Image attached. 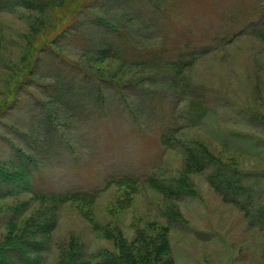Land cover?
Wrapping results in <instances>:
<instances>
[{"label":"rangeland","instance_id":"374dc122","mask_svg":"<svg viewBox=\"0 0 264 264\" xmlns=\"http://www.w3.org/2000/svg\"><path fill=\"white\" fill-rule=\"evenodd\" d=\"M101 1L95 5L104 20L119 18L139 52L161 48L173 62L191 43L203 55L180 79L168 66L132 62L126 54L138 52L128 49L120 59L93 55L91 48L107 38L90 28L87 37L59 43L61 61L84 65L123 88L105 82L99 104L83 98L75 103V117H61L62 106L46 101L42 89L19 87L38 57L40 84L63 73L56 54L53 62L48 54L28 53L42 15L24 8L0 12V166L21 168L39 191L103 190L91 205L56 206L1 181V193L14 194L0 196V242L33 232L45 243L41 264H65L73 242L89 257L117 253L120 240L133 247L145 235L164 237L176 264H264V228L252 227L238 206L225 202L209 184L208 171L196 170L187 155L188 147L205 146L240 172L248 189L243 194L252 198L247 201L264 207V42L251 34L264 20V0ZM83 10L79 24L87 19ZM46 102L64 126L57 127V119L50 125ZM118 175L143 182L151 175L183 179L192 195L175 201L148 184L105 188ZM174 211L184 221L168 228L166 214L176 218ZM52 219L54 229L41 234Z\"/></svg>","mask_w":264,"mask_h":264},{"label":"trees","instance_id":"16d2710c","mask_svg":"<svg viewBox=\"0 0 264 264\" xmlns=\"http://www.w3.org/2000/svg\"><path fill=\"white\" fill-rule=\"evenodd\" d=\"M116 1L117 0H104L103 2L101 1V3L111 4L116 3ZM155 1L161 0H152L151 2ZM100 6L97 7V5H95V0H0V12H15L19 8H24L42 15V18L33 26L34 44L33 47L29 49L28 53L30 54L31 52L32 54H36L39 51L42 55L48 54L49 59L53 62H55V60H53L52 57H54L55 54L60 61L62 59L65 60L60 51V42H66L65 39L71 37H87L89 33L88 29L90 28L102 30L105 34V38H107L105 44H100L91 48L90 51L93 55L102 59H120L122 53H125V50L128 49V52H138L136 56L131 57L125 53L127 56L126 58L130 59L132 62L136 63L138 60H145L143 62L144 66H148L151 63H156L157 68L168 66L170 70L167 71L174 72V75L180 79H183L181 74L195 63L197 57L200 56V54L203 55L198 50L196 52V50L192 49L191 43H185L183 51L180 50L181 48H178L179 50L177 51L182 52H179L173 62L171 60L174 57L165 58L166 52L160 50L161 48L152 49L151 51L141 50L144 53L139 52L137 46L131 45L127 30H124V27H120L122 21L119 18L105 21ZM88 9L95 10L90 12ZM81 10L85 12L87 19L79 24L81 21L79 20L80 18H78V13ZM46 20H49V24L55 25L54 29H46V25L44 24ZM245 22L246 20L243 23ZM257 24L258 26L251 31V34L264 42V20L260 23L257 22ZM74 27H77V30L74 29ZM41 35H43V37L39 38ZM110 40H113L112 43ZM158 47L159 46H155V48ZM183 52H187L185 58L182 56L183 54H181ZM38 59L37 64L33 65L27 70V73L23 74V78L19 82V87L21 90L27 87H33L35 90L42 89L43 92L47 94V97H45L46 101L52 106H62L63 115L61 117H75L73 115L76 113L74 112L76 109L75 103H79L83 98H91L94 103L96 102L99 104L97 101L103 99V89L101 86L105 82L116 85L119 91L123 88L122 85L111 82L110 79H104L99 74L91 71V69L71 60H66V63L62 61L59 62L63 73L50 77L49 79L46 78L48 82L46 84H40L37 79L42 78L43 74V70L40 67L42 58L38 57ZM175 83L174 79L172 84L174 85ZM85 93L93 97L85 95ZM49 103L46 102V113L50 118L47 117L51 125L54 124L57 118L53 112L48 110ZM58 119L55 125L57 127L64 126ZM166 144L170 145L169 140ZM187 155L189 162L196 170L208 171L207 180L209 184L225 202L238 206L243 211L252 227L264 228V207L255 208L253 207L252 200L250 203L247 201L249 198H252L250 194H243V192L248 189L239 181L241 174L238 170H233L228 167L201 144H198L195 149L188 147ZM14 168L15 172H12L0 166V182L2 181V183L12 188H15V186L21 187L23 191L30 193L39 203L49 202L59 206L69 202H82L91 205L96 202L103 191L78 187H72L64 192L39 191L35 188V184H32L29 180L27 173L21 168ZM184 182L183 179L160 181L155 175L149 176L143 182L133 176L118 175L109 178L105 183V188H109L112 185L132 188L138 187L139 185L142 187L141 185L148 184V186L162 193L165 197L178 201L185 196L192 195V192L186 188L188 185ZM13 194L14 190L9 189L2 194L0 189L1 197ZM173 214L176 215V218L166 214L168 228H170L171 223H183L184 221L180 213L174 211ZM48 223V229L42 231L41 234L48 233L54 229V226L50 227V225L54 223V220L52 219ZM44 245V242L33 239V232L30 233L29 236L22 235L18 237L13 243H8L6 241L0 242V264H41V257L44 251L42 248ZM117 249V253L100 251L89 257H84L81 252V246L73 242L65 264H176L175 260L171 258L169 254V243L164 237H150L147 239L146 236L143 235L137 240L133 247L129 246L124 240H120Z\"/></svg>","mask_w":264,"mask_h":264}]
</instances>
